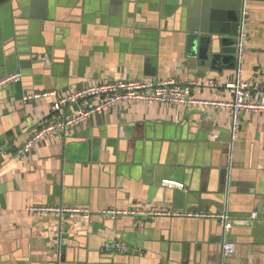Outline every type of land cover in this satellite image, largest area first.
<instances>
[{"label": "crops", "instance_id": "obj_1", "mask_svg": "<svg viewBox=\"0 0 264 264\" xmlns=\"http://www.w3.org/2000/svg\"><path fill=\"white\" fill-rule=\"evenodd\" d=\"M202 2L0 1V78L15 72L22 78L0 90V264H264L262 113H242L232 141L226 111L124 103L16 156L56 98L98 83L212 82L192 97L230 100L223 87L234 80V44L222 47L221 39L235 43L239 0H219L214 11L227 30L234 15L236 27L218 33L212 24L200 33L192 23ZM244 5L243 79L255 86L264 83V1ZM47 91L55 97L20 100L22 93ZM59 205L91 214L72 219L57 246L59 220L28 209ZM107 209L225 211L232 226L223 235L206 219L137 214L111 220L100 214ZM223 240L234 245L226 258ZM114 243L128 250L103 252Z\"/></svg>", "mask_w": 264, "mask_h": 264}, {"label": "built area", "instance_id": "obj_2", "mask_svg": "<svg viewBox=\"0 0 264 264\" xmlns=\"http://www.w3.org/2000/svg\"><path fill=\"white\" fill-rule=\"evenodd\" d=\"M240 7V20L238 32L234 43L235 72L234 80L224 85V89L231 93L230 100H196L192 97L195 89L213 87L212 82L192 81L187 84H179L173 80H129V81H108L96 85L73 90L65 97L56 98L50 107L49 116L35 127L27 140L16 150V156L21 158L26 155L32 147L40 143L47 137L56 135H66L75 126L82 123L93 113H101L112 107H120L124 103H163L172 106L194 105L203 108H212L226 111L230 115V138L235 140L240 129V115L244 112L264 114V83L258 82L251 86L243 79L242 65L244 63L245 34L243 23L246 18L245 1L242 0ZM264 77V71L260 73ZM19 72L7 74L0 78V90L7 89L9 86L21 83ZM55 97V92H33L22 93L20 100L27 103L39 98ZM75 106L73 112L67 113V108ZM175 186V185H170ZM181 188V185H177ZM32 214L38 216H53L59 220L60 229L56 239L59 246L64 237L66 225L74 218L89 219L91 212L88 209L72 206H49L28 209ZM103 217L115 220L122 215L141 214L147 217L166 216L174 218H195L216 221L222 228L223 235H227L231 229V219L225 211L216 214L188 212V211H119L107 209L100 213ZM257 217L256 213L251 214V219ZM111 250L127 251V247L114 243L105 246L104 253ZM222 258L229 257L234 252V245L223 240ZM220 264H225L223 261Z\"/></svg>", "mask_w": 264, "mask_h": 264}, {"label": "water", "instance_id": "obj_3", "mask_svg": "<svg viewBox=\"0 0 264 264\" xmlns=\"http://www.w3.org/2000/svg\"><path fill=\"white\" fill-rule=\"evenodd\" d=\"M2 1V0H0ZM4 1V0H3ZM249 1V0H248ZM264 1V0H261ZM242 5V0H239V5L238 8H240ZM222 7V4L219 2V0H203L201 4H197V9L193 12L194 19L192 23L195 24V26L199 25V32L200 33H205L204 28L206 27L207 24H212L213 25V30H215L217 33L219 31L224 32V30H227L226 27L228 26L227 21L224 22L221 14L219 12L214 11L215 8H220ZM227 19H229L230 23L233 24L229 25V29L227 32H232L233 29L236 27V18L234 15H230ZM214 20V21H213ZM221 21V23H219ZM233 28V29H232ZM191 32L190 34H196L198 31L195 29H190ZM225 32V33H227ZM192 38H195V35H191ZM225 40V41H223ZM231 40V39H230ZM229 39H221V45L222 47H229V49L232 47V44ZM224 42V44H223ZM228 42L230 45H228ZM225 45V46H224ZM226 52V51H225ZM228 52V51H227ZM231 52V51H229Z\"/></svg>", "mask_w": 264, "mask_h": 264}]
</instances>
